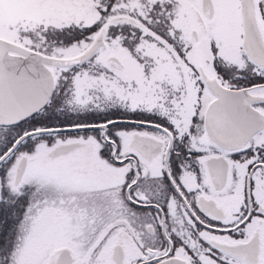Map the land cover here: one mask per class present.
I'll list each match as a JSON object with an SVG mask.
<instances>
[{
  "label": "snow or ice",
  "instance_id": "snow-or-ice-1",
  "mask_svg": "<svg viewBox=\"0 0 264 264\" xmlns=\"http://www.w3.org/2000/svg\"><path fill=\"white\" fill-rule=\"evenodd\" d=\"M0 264H264V0H0Z\"/></svg>",
  "mask_w": 264,
  "mask_h": 264
}]
</instances>
